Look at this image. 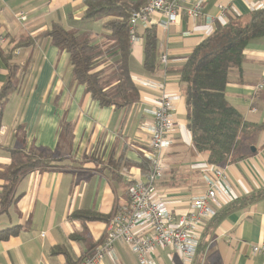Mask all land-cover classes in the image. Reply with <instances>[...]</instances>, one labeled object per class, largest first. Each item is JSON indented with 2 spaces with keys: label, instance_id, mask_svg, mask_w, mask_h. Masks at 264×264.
<instances>
[{
  "label": "crops",
  "instance_id": "crops-1",
  "mask_svg": "<svg viewBox=\"0 0 264 264\" xmlns=\"http://www.w3.org/2000/svg\"><path fill=\"white\" fill-rule=\"evenodd\" d=\"M263 8L261 0H203L202 14L194 19L181 17L166 27L163 18L154 16L150 28L156 31L157 67H143L144 28L138 27L139 40L130 46L128 61L138 99L115 108L91 98L73 77L68 54L44 36L58 25L106 47L104 25L112 17L83 20L84 0H0V93L9 78L8 64L17 65L15 88L0 107V172L11 163L10 150L45 151L54 158L19 179L9 205L4 210L0 205V230L20 228L16 236L0 241V264H67L64 255L50 253L53 247L66 251L68 264H77L104 240L111 215L127 211L131 182L147 175L149 135L143 126L152 121L162 88L179 97L173 111L178 127L163 154L166 172L157 189L172 214H184L191 199L204 192L202 175L212 165L196 151L187 129L179 69L217 26ZM17 12L26 13L24 23L15 20ZM205 16L213 24H206ZM162 54L168 58L165 69L159 63ZM111 66L105 58L95 69L102 71L104 92L115 85ZM146 80L160 85L159 91L140 86ZM225 100L246 124H264V37L249 41L240 67L229 70ZM231 159L217 166L225 168L227 186L210 204L215 214L264 189V129L242 132ZM2 184L0 179V193ZM73 213L96 214L104 221L70 218ZM211 220L203 222L199 247L188 264H264L262 255L251 254L264 237V198L215 225ZM113 251L102 264H139L125 246L115 243ZM153 258L155 264H187L169 248L156 249Z\"/></svg>",
  "mask_w": 264,
  "mask_h": 264
},
{
  "label": "trees",
  "instance_id": "trees-1",
  "mask_svg": "<svg viewBox=\"0 0 264 264\" xmlns=\"http://www.w3.org/2000/svg\"><path fill=\"white\" fill-rule=\"evenodd\" d=\"M84 5L83 20L95 21L112 17L104 25L107 31L103 35L106 47L91 43L87 38L82 40L79 35L70 33L58 25H54L44 36L50 38L53 46L68 54L73 77L84 86L93 100L101 106H129L137 101L138 91L132 83L128 69V21L130 15L144 5V0H136L134 3L124 0H84ZM263 37L264 8L247 16L236 17L223 26H217L215 32L192 51L179 69L187 129L194 148L207 156L206 162L210 165L224 166L232 161L231 155L242 132L264 129V124H246L241 114L225 100L229 70L240 67L242 52L249 41ZM142 39L143 67L153 71L157 67L155 29H144ZM105 58L111 61V78L115 83L107 92L103 91L100 84L102 71H95ZM8 70V81L0 93V107L16 85L14 76L17 65L9 63ZM61 128L68 131L67 126L61 125ZM9 155V167L0 172V179L3 181L0 205L3 210L11 202L14 187L19 179L35 169L48 166L54 160L52 155L45 151L26 153L15 149L10 150ZM260 198H264V189L235 200L217 212L210 225L217 224L228 213ZM70 218L104 221V218L96 214L89 216L73 213ZM19 230V226L0 230V241L16 236ZM50 253L62 254L67 264L70 262L66 251L60 247H53Z\"/></svg>",
  "mask_w": 264,
  "mask_h": 264
},
{
  "label": "built area",
  "instance_id": "built-area-1",
  "mask_svg": "<svg viewBox=\"0 0 264 264\" xmlns=\"http://www.w3.org/2000/svg\"><path fill=\"white\" fill-rule=\"evenodd\" d=\"M202 3L203 0H144V5L129 17V45L133 46L139 40L137 28H150L154 16L163 18L167 27L181 17L194 19L200 16ZM261 3L264 6V0ZM13 16L20 23L27 20L26 13L23 12H17ZM204 19L206 24H213L210 16H205ZM3 42L4 38L0 36V45ZM167 62V56L162 54L159 63L164 69ZM139 84L143 88L158 91L161 87L149 80ZM257 89H261V86ZM164 90L162 88L159 91L160 98L153 111L152 121L143 126L149 135V150L145 154L148 163L145 180L131 182L127 211L111 215L106 223L104 240L77 264H102L105 257L114 254L115 243L125 246L139 264H155L153 253L158 248H169L177 252L187 264L193 260L202 224L215 216L210 204H216L218 192L227 186V175L225 168L210 166L202 175L204 192L191 199L185 213L177 216L168 210L157 185L166 172L163 154L172 146V131L178 127L173 111L179 97L167 94ZM251 254H259L264 258V237L251 248Z\"/></svg>",
  "mask_w": 264,
  "mask_h": 264
},
{
  "label": "rangeland",
  "instance_id": "rangeland-1",
  "mask_svg": "<svg viewBox=\"0 0 264 264\" xmlns=\"http://www.w3.org/2000/svg\"><path fill=\"white\" fill-rule=\"evenodd\" d=\"M80 39H82V40H83V39H86V37L84 36V37H81Z\"/></svg>",
  "mask_w": 264,
  "mask_h": 264
}]
</instances>
